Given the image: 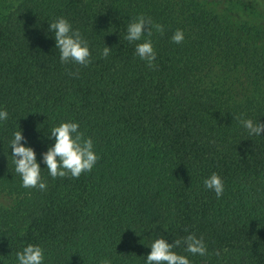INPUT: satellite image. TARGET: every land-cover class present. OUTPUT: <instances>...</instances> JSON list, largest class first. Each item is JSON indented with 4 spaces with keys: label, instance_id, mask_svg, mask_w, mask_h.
Instances as JSON below:
<instances>
[{
    "label": "trees",
    "instance_id": "1",
    "mask_svg": "<svg viewBox=\"0 0 264 264\" xmlns=\"http://www.w3.org/2000/svg\"><path fill=\"white\" fill-rule=\"evenodd\" d=\"M138 14L164 26L151 68L123 39ZM58 17L89 42L87 67L60 63L46 35ZM178 28L182 44L170 39ZM0 106L3 264L26 244L45 264H143L156 235L188 232L220 250L207 264H264V138L239 123H264V11L250 0H0ZM69 120L93 139L94 168L55 179L42 169L46 190L23 188L12 133L39 160L44 133ZM212 172L219 199L203 187Z\"/></svg>",
    "mask_w": 264,
    "mask_h": 264
},
{
    "label": "clouds",
    "instance_id": "2",
    "mask_svg": "<svg viewBox=\"0 0 264 264\" xmlns=\"http://www.w3.org/2000/svg\"><path fill=\"white\" fill-rule=\"evenodd\" d=\"M250 2L251 6L264 11V0H250ZM47 24L46 35L50 34V37L54 39L61 64L73 63L87 67L91 63L92 54L89 42L67 18L58 17ZM153 32L162 35L164 26L154 22L150 16L138 14L135 18L129 19L123 36L125 41L134 45V56L145 62L149 68L154 66L157 57L151 39ZM170 39L174 44H182L185 40L184 31L176 29ZM112 51V48L104 44L99 55L106 59ZM8 118V110L0 106V123L7 121ZM239 123L249 137L264 138L261 135L264 132V123H261L259 119L254 121L251 118H242ZM44 139L51 143L45 151L40 153L38 160L37 153L28 144L23 130L19 128L12 133L9 141L10 155L14 171L20 177L21 186L25 189L46 190L47 182L42 176V169H47L48 176L53 179L65 176L78 178L82 173L90 172L99 159L94 150L93 139L86 137L80 131V124L77 121H63L51 126L44 133ZM203 187L214 192L219 199L224 194L225 182L220 174L212 172L203 179ZM185 231L187 232V229ZM146 246L150 248V252L143 256V264H193L190 257L194 256L202 258L201 264H207L210 255L214 254L217 257L221 255L220 250L210 254L204 237L193 232H188L172 242H169L165 233H161L158 238L156 235ZM0 264L3 262L0 261ZM15 264H45L44 249L38 244L24 245L15 253ZM101 264H111V262L105 259L101 261Z\"/></svg>",
    "mask_w": 264,
    "mask_h": 264
}]
</instances>
